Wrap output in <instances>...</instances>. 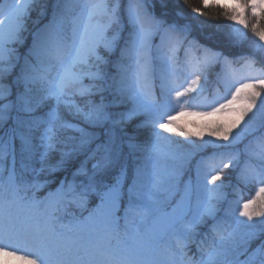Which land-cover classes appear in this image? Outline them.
Returning <instances> with one entry per match:
<instances>
[{
  "label": "snow or ice",
  "instance_id": "1",
  "mask_svg": "<svg viewBox=\"0 0 264 264\" xmlns=\"http://www.w3.org/2000/svg\"><path fill=\"white\" fill-rule=\"evenodd\" d=\"M167 3L0 0V257L264 264V0H203L256 37L239 68L165 19ZM213 73L223 102L189 111ZM238 168L259 185L242 203L227 201Z\"/></svg>",
  "mask_w": 264,
  "mask_h": 264
},
{
  "label": "trees",
  "instance_id": "2",
  "mask_svg": "<svg viewBox=\"0 0 264 264\" xmlns=\"http://www.w3.org/2000/svg\"><path fill=\"white\" fill-rule=\"evenodd\" d=\"M149 7L151 10V6ZM193 7L201 8L205 15L197 16L191 11ZM48 8L50 11L51 0H49ZM166 8L168 15L164 18L169 22L175 20L180 25H190L191 30L188 33L189 40H194L199 45L210 48L213 51L223 52L224 55H227L229 59L232 60H238L237 58L240 55H245V58L251 57L253 55V41H256V37L247 29H243L241 25L229 20L224 15L223 9L218 7L204 8L202 0H189L187 5L183 3V0H168ZM163 11L164 9L161 8V5L156 3L155 14L157 17H160ZM177 12L182 13V15L177 16ZM36 15L37 12L34 10L31 14V19L28 21V27L30 29L32 28L31 21L36 18ZM245 15L246 17L250 18V13H246ZM235 29L246 32V37L240 36L236 31H234ZM26 47L27 44L20 48L21 53L25 51ZM239 64H241V61ZM239 64H234V66ZM217 68H219V66H217ZM251 163L258 168L261 164V161L258 159H253ZM238 172L239 171L236 170L231 173V186L227 189V201L240 199L242 203L244 200L252 198L259 185H245L243 183H237L236 175ZM63 175L64 173L62 172L56 173L55 178L58 180L59 177ZM55 187V184H51L48 186V188L43 189L42 192H46L49 189H54ZM232 206L236 207L235 204ZM224 207H228L227 202H225ZM241 219L245 218L241 217ZM191 248L193 251H195V245L191 246Z\"/></svg>",
  "mask_w": 264,
  "mask_h": 264
},
{
  "label": "rangeland",
  "instance_id": "3",
  "mask_svg": "<svg viewBox=\"0 0 264 264\" xmlns=\"http://www.w3.org/2000/svg\"><path fill=\"white\" fill-rule=\"evenodd\" d=\"M10 2V0H8ZM203 2V0H202ZM221 3L227 2L230 5L232 4L233 0H220ZM209 3H211V0H209ZM240 58V57H239ZM257 68V65H256ZM186 74L182 73L181 77H179L177 79V83L178 84H182L184 86H186V83L184 81V77ZM214 78H215V74H210L209 78H208V83L205 85V91L203 92V94L201 96L196 97V100L194 101L195 105H203V106H193V107H188L187 105H185L186 108H188L189 111H208L210 110V107L208 106H212L215 103H220L223 102V99L226 97V92L227 89L225 87V85L220 82L217 79V84L213 87V89L211 90V95L209 96V94L207 93V91H209L211 84L214 83ZM190 96H196L195 93L189 94ZM205 96L209 99H206ZM262 98H264V96H262ZM202 118L200 117H196V116H187V117H183L182 120H188V121H199ZM194 130V129H193ZM165 135H171L173 140L175 141H182L183 138L176 136L174 134H168L165 133ZM151 138V130L150 129H145L143 130V135L141 137V140H146V139H150ZM205 139H209V137H207V135L205 136ZM197 143H199V141H197ZM240 147H243V145H240ZM211 151V150H209ZM228 171V170H226ZM193 179H195V173L193 171L192 173ZM187 175H185L184 179H187ZM0 264H23V262L13 258V257H0Z\"/></svg>",
  "mask_w": 264,
  "mask_h": 264
}]
</instances>
